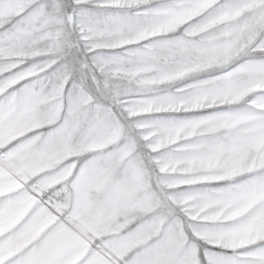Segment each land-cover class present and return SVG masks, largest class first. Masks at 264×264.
<instances>
[{
  "label": "snow or ice",
  "instance_id": "obj_1",
  "mask_svg": "<svg viewBox=\"0 0 264 264\" xmlns=\"http://www.w3.org/2000/svg\"><path fill=\"white\" fill-rule=\"evenodd\" d=\"M0 264H264V0H0Z\"/></svg>",
  "mask_w": 264,
  "mask_h": 264
}]
</instances>
